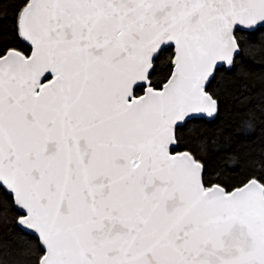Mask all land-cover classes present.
Listing matches in <instances>:
<instances>
[{
  "label": "snow or ice",
  "instance_id": "6c2138e0",
  "mask_svg": "<svg viewBox=\"0 0 264 264\" xmlns=\"http://www.w3.org/2000/svg\"><path fill=\"white\" fill-rule=\"evenodd\" d=\"M0 264H264V0H0Z\"/></svg>",
  "mask_w": 264,
  "mask_h": 264
}]
</instances>
